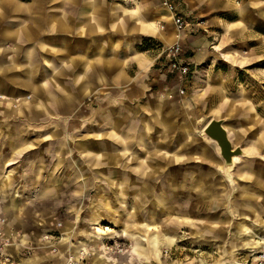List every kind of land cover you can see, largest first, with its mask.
<instances>
[{
  "label": "crops",
  "instance_id": "1",
  "mask_svg": "<svg viewBox=\"0 0 264 264\" xmlns=\"http://www.w3.org/2000/svg\"><path fill=\"white\" fill-rule=\"evenodd\" d=\"M175 1L179 13L189 22L180 31L162 0H0V206L2 216L6 217L4 228L8 234L13 230L44 234L48 229L56 232L59 242L69 243V236L58 235V232L69 233L72 225L62 223L58 226L59 220L45 221L47 198L40 195L33 199L23 185L15 187L21 174L20 171L12 174V171L27 165L30 180H39L42 166L38 164L41 153L38 142L43 135L37 122L67 120L74 106L84 102L87 105L121 104L119 110H99L95 114L98 120L115 122L119 132L127 129H119L117 122L134 120L125 104H135L136 112L146 115L140 118L146 120L145 135L119 134L108 141L111 146H122L121 154L108 157L111 162L119 160L120 171H125L118 181L144 178L150 181L158 172L155 168L158 164L150 158L151 154L145 163L138 162V166L128 165L130 158L126 156L134 155L133 142H139L149 152L155 142L154 128L161 132L158 140L165 142L167 134L170 136L172 132L181 137L188 130L204 129L212 118L223 119L234 146L240 145L245 152L254 153L252 144L239 142L244 137L241 121H226L235 113H243L249 97L236 71V66L242 64L233 66L226 57L235 62L234 56L225 57L224 54L236 53L221 49V45L235 38L264 36V31L256 29L257 25L264 26V0ZM214 30L221 32L214 34ZM217 37L219 43L212 46ZM175 41L182 44V57L192 66L187 79L171 69L161 49ZM223 59L230 65L218 63ZM239 59L244 60V57L239 56ZM230 125L239 129L238 140L232 135V129H236ZM102 132L106 131L99 129L93 133L101 135ZM143 137H148L147 143L143 142ZM86 146H90L89 143ZM216 146L221 153L217 142ZM199 151L189 154L191 159L196 161L195 156L209 154L208 150ZM96 157L97 161L101 158L100 154H85L83 158ZM8 163L12 164L11 168L5 170ZM221 168L224 169L223 165ZM247 169L252 172L251 167ZM55 175V180H59L58 174ZM252 178L264 185L261 181L264 180L263 170ZM189 182L196 190L202 181L192 179ZM139 191L136 190L138 194ZM158 206L166 209L164 204ZM155 207L152 206V213L143 218L144 208L137 203L128 207L127 217L117 218V210L115 214L97 212L95 215L103 220L112 217L116 224H123L121 233L128 234L136 242V261L153 264L150 253L161 264H166L158 251L162 246L178 243L180 236L169 227L163 228L154 213ZM126 219L128 227L124 228ZM98 226H93L94 233L99 232ZM241 227L248 232L243 242L245 248L251 250V247L264 245L263 229L245 222ZM256 235L259 240H255ZM19 241L18 236L17 242L9 246L12 261L8 264H17L16 257L22 249ZM76 247L71 250L74 254L82 246ZM147 247L152 250H146ZM102 255L97 256L101 258ZM104 256L106 260H98V264L108 259L117 261ZM94 262H97L96 256Z\"/></svg>",
  "mask_w": 264,
  "mask_h": 264
},
{
  "label": "rangeland",
  "instance_id": "2",
  "mask_svg": "<svg viewBox=\"0 0 264 264\" xmlns=\"http://www.w3.org/2000/svg\"><path fill=\"white\" fill-rule=\"evenodd\" d=\"M175 27L177 28L176 25ZM256 29L264 31V26L257 25ZM220 32L214 30V34ZM218 37L217 40L214 39L212 46L219 43ZM221 49H228L244 57L243 60L233 53L224 54L225 57L234 56L235 62L226 57L233 66L242 64L236 66V71L243 81L241 86L249 97L246 98L243 113H235L226 121H241L244 137L239 142L242 145L252 144L254 153L241 155L240 161L231 167L230 177H227L225 159L218 151L216 141L204 129L188 130L181 137L172 132L170 136L167 134L168 139L163 142L158 140L161 132L154 128L152 133L155 142L149 152L139 142H133L132 154L135 156H126L130 158L128 165L138 166V162L145 163V159L151 154L150 158L153 157L158 164L155 166L159 169L158 172L154 173L150 181L145 178L139 181H118L125 171H120L119 160L111 162L108 157L121 154L122 146H111L108 141L120 136L119 134L143 136L147 133L146 120L140 119L145 114L137 113L138 107L135 104L124 105L132 111L131 117L134 120L117 122L119 129L125 128L127 131L119 132L115 122L98 120L95 115L99 110H119L121 104L87 105L84 102L74 106L67 120L37 122V128L43 135L42 141L38 142L41 152L38 164L42 166L39 180H30L28 166L24 165L20 169H13L12 174L18 171L21 174L14 185L18 188H22V185L23 188L26 187L33 199L40 195L47 198L45 221L59 220L67 225L71 224L73 229L69 233L58 232V235H68L69 243L59 242L54 230L47 229L44 234L35 231L27 234L22 230L16 233L22 246L16 257L17 264H63L72 253L73 246H82L77 252L74 251L75 254L83 248L89 252L80 264H98V260H106L104 255L117 259V264H122L118 256L105 252L104 244L117 239L135 250V240L128 234L121 233L122 223L116 224L112 217H108L109 220L96 218L95 213L115 214L114 210H117V218L121 215L127 217L128 207L136 203L144 208L142 218L150 215L152 206H156L154 213L163 228L169 227L180 236L178 243L170 247L162 246L158 251L166 264H262L258 256L264 254V245L251 247V250L245 248L243 242L248 238V232L243 231L241 225L245 222L264 230V185L252 178L260 169L264 171V36L231 39L228 44L221 45ZM218 63L230 65L224 59ZM29 124L32 125L33 122ZM230 126L236 129H232V135L238 140L239 129L234 125ZM99 129L106 132L100 133L101 135L93 133ZM147 138L143 137L142 141L147 143ZM150 141L152 142V138ZM87 143L90 146H86ZM86 147L92 150L88 151L89 148ZM194 149H199L202 153L208 150L209 154L195 156L194 161L189 155H193ZM248 149L252 150L250 147ZM246 152L248 153L247 150ZM85 154H100L101 158L98 161L97 157L84 160ZM183 155L186 157H181ZM11 165L8 163L5 170H9ZM248 167L252 168V172H248ZM55 174H58L59 180H55ZM192 179L202 181L196 190L194 185H190L189 181ZM138 189L139 194L136 192ZM159 204H164L166 209L158 206ZM128 222L126 219L124 228L128 227ZM94 225H99V232L94 233ZM255 238L259 240L257 235ZM98 248L101 251L98 252ZM146 250L152 249L147 247ZM101 253L103 255L100 258L97 255ZM148 255L153 258V264H161L154 255ZM95 256L97 262H94ZM107 262L114 263L111 259Z\"/></svg>",
  "mask_w": 264,
  "mask_h": 264
},
{
  "label": "built area",
  "instance_id": "3",
  "mask_svg": "<svg viewBox=\"0 0 264 264\" xmlns=\"http://www.w3.org/2000/svg\"><path fill=\"white\" fill-rule=\"evenodd\" d=\"M162 4L172 13L174 23L179 31L185 29L187 25H189L185 16L179 13L175 0H162ZM161 49L167 57L171 69L182 79H187L192 70V66L189 61L182 57V44L179 41H176L172 44L162 46ZM5 221L6 217L2 216L0 206V264H8L12 261V257L8 249L9 246L17 242L18 239H16V233L19 232L18 230H13L8 234L4 228ZM61 225L62 222H58V226ZM103 247L105 252L118 256L117 258L122 261V264H131V262L132 264H146L139 260L136 261L133 257L134 250L130 247H126L117 239H114L112 242H106ZM88 253L89 252L83 248L77 254H69L63 264H80V262L84 260L85 255ZM258 259L262 264H264L263 253L258 256ZM106 264L110 263L107 262Z\"/></svg>",
  "mask_w": 264,
  "mask_h": 264
},
{
  "label": "water",
  "instance_id": "4",
  "mask_svg": "<svg viewBox=\"0 0 264 264\" xmlns=\"http://www.w3.org/2000/svg\"><path fill=\"white\" fill-rule=\"evenodd\" d=\"M204 131L220 146L221 154L227 166H234L235 155H246L242 146H234L232 143L223 119L212 118L204 127Z\"/></svg>",
  "mask_w": 264,
  "mask_h": 264
},
{
  "label": "bare ground",
  "instance_id": "5",
  "mask_svg": "<svg viewBox=\"0 0 264 264\" xmlns=\"http://www.w3.org/2000/svg\"><path fill=\"white\" fill-rule=\"evenodd\" d=\"M252 152H246V155L248 154H251ZM256 154V153H255ZM262 156V155H261ZM240 161V156L239 155H235L234 156V162H239ZM226 169L227 170H225L226 171V173H227V177H230V175H231V172H230V169H231V167L230 166H226ZM133 250H134V248H133ZM254 250V249H253ZM79 252V251H78ZM134 252H136L135 250H134ZM117 262H114L113 264H116Z\"/></svg>",
  "mask_w": 264,
  "mask_h": 264
},
{
  "label": "trees",
  "instance_id": "6",
  "mask_svg": "<svg viewBox=\"0 0 264 264\" xmlns=\"http://www.w3.org/2000/svg\"><path fill=\"white\" fill-rule=\"evenodd\" d=\"M153 43V42H152ZM157 44V43H156ZM152 45H154V44H152Z\"/></svg>",
  "mask_w": 264,
  "mask_h": 264
}]
</instances>
